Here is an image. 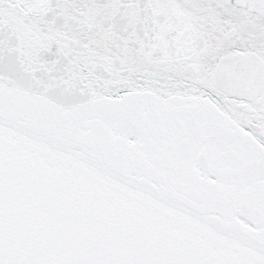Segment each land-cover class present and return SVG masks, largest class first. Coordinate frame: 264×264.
<instances>
[{
    "label": "snow or ice",
    "instance_id": "obj_1",
    "mask_svg": "<svg viewBox=\"0 0 264 264\" xmlns=\"http://www.w3.org/2000/svg\"><path fill=\"white\" fill-rule=\"evenodd\" d=\"M0 264H264V0H0Z\"/></svg>",
    "mask_w": 264,
    "mask_h": 264
}]
</instances>
